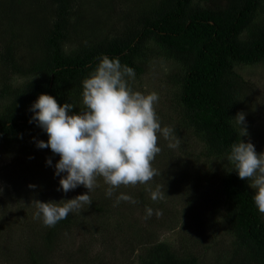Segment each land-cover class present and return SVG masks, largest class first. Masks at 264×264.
Segmentation results:
<instances>
[{
  "label": "trees",
  "instance_id": "trees-1",
  "mask_svg": "<svg viewBox=\"0 0 264 264\" xmlns=\"http://www.w3.org/2000/svg\"><path fill=\"white\" fill-rule=\"evenodd\" d=\"M263 10L264 0H0V101L5 103L0 142L17 140L37 126L28 122L29 107L41 93L58 104H73L72 112L85 110L82 81L103 56L118 58L141 75L149 55L146 43L156 39L183 67L169 79L179 89L185 123L205 144L204 155L230 163L226 157L241 131L233 118L254 88L235 64L264 62ZM15 75L31 78L13 84ZM240 139L248 141L247 135ZM249 183L238 178L232 165L221 174L212 211H202L189 199L188 210L198 222H204L205 214V223L213 226L220 213L229 223L233 243L227 255L206 262L194 253L181 255L169 245L146 241L142 245L149 254L141 264H264V216ZM145 190L134 198L143 209L151 205ZM90 199V213L111 215L107 199ZM82 217L71 212L45 226L42 248L29 249L30 264H47L64 234L84 223L92 226Z\"/></svg>",
  "mask_w": 264,
  "mask_h": 264
},
{
  "label": "rangeland",
  "instance_id": "rangeland-1",
  "mask_svg": "<svg viewBox=\"0 0 264 264\" xmlns=\"http://www.w3.org/2000/svg\"><path fill=\"white\" fill-rule=\"evenodd\" d=\"M259 19H264V10ZM146 45L149 55L144 62V72L139 76L135 74L128 83L135 91L158 94L155 112L161 127L172 130L168 137L158 134L161 151L151 162L156 174L144 184L116 187L111 197L105 195L109 186L102 177H97V186L89 196L107 199L111 215L103 218L98 213L95 216L88 211L87 204L73 211L85 216L87 219H82L90 221L92 226L84 223V227L64 234L54 243L47 264H141L149 254V248L142 245L146 241L169 245L181 255L194 253L213 263L220 254L227 255L232 247L229 223L220 213L214 225L209 226L205 223L209 216L203 215V224L188 210L192 197L195 207L200 205L202 211H212L209 206L219 196L221 174L224 170L231 171L232 164L206 158L205 144L185 123L177 94L179 89L169 79L173 72L183 69L182 65L156 39ZM235 70L254 87L248 104L241 105L237 113L245 114L248 141L253 143L257 153L264 152V62L237 63ZM28 78L31 76L15 75L12 83L20 84ZM4 105L0 101V111ZM233 122L239 127L235 119ZM33 138L47 141V134L36 126L17 140L0 142V264H30L29 249L42 248L45 225L33 218L36 200H67L87 192L83 186L67 193L58 191L59 177L53 172L59 156L53 155L49 148H37ZM169 143H177V146L170 148ZM46 158L52 159L53 166L46 165ZM30 184L35 187L30 188ZM141 189H146L145 198L151 201L148 207L153 209V214L147 218L142 203L115 202L121 193L134 199ZM157 190L159 198L151 199L152 192ZM150 236L152 238L148 239Z\"/></svg>",
  "mask_w": 264,
  "mask_h": 264
},
{
  "label": "clouds",
  "instance_id": "clouds-1",
  "mask_svg": "<svg viewBox=\"0 0 264 264\" xmlns=\"http://www.w3.org/2000/svg\"><path fill=\"white\" fill-rule=\"evenodd\" d=\"M134 77L132 67L121 65L118 58L103 56L82 81L85 110L72 112L73 104H58L47 93L39 94L31 103L32 115L28 122L35 123L47 134V141L33 138L35 146L49 148L53 155L59 156L53 172L59 177L57 190L67 193L78 186L87 189L86 193L67 200H36L33 218L43 225L52 227L69 213L90 205L89 193L97 186V177H102L109 186L105 195L111 197L116 187L144 184L156 174L151 162L161 151L158 134L168 137L172 130L161 127L155 112L158 94L133 90L128 80ZM234 119L241 131L226 158L239 179L250 181L249 186L255 190L253 202L264 214V152L257 153L253 143L240 139L247 135L245 114L239 112ZM177 143H169L168 147L175 148ZM45 163L53 166L51 158H46ZM159 196L157 190L152 192L151 199ZM120 200L137 202L123 193L115 202ZM145 213L146 218L150 217L153 209L146 207ZM159 214L156 210V215Z\"/></svg>",
  "mask_w": 264,
  "mask_h": 264
}]
</instances>
